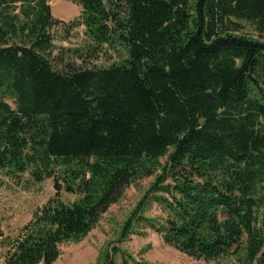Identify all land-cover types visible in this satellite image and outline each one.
Wrapping results in <instances>:
<instances>
[{"label":"trees","instance_id":"trees-1","mask_svg":"<svg viewBox=\"0 0 264 264\" xmlns=\"http://www.w3.org/2000/svg\"><path fill=\"white\" fill-rule=\"evenodd\" d=\"M69 1L67 23L48 0H0V171L79 196L0 236V264H53L148 178L125 233L143 223L194 259L264 264V0ZM117 253L129 264L116 248L98 264Z\"/></svg>","mask_w":264,"mask_h":264},{"label":"rangeland","instance_id":"rangeland-1","mask_svg":"<svg viewBox=\"0 0 264 264\" xmlns=\"http://www.w3.org/2000/svg\"><path fill=\"white\" fill-rule=\"evenodd\" d=\"M48 4L52 17L67 23L80 13V8L69 0H48ZM244 33L254 38L260 37L247 25ZM80 37L79 32L68 41H56L55 45L73 46L80 41ZM8 103L13 106L11 101ZM152 181L153 178L144 179L125 189L121 198L109 206L86 236L59 246V256L53 264H98L104 254H110L113 248L124 252L130 258L129 264H133L132 260L146 264H243L242 251L238 255L217 260L194 259L165 243L159 234L143 223L133 224L130 232L125 233L127 219ZM65 185L57 176L34 183L28 174L14 180L0 171V236H15L32 219L33 212L50 199L57 198L65 204L76 201L79 196L67 193ZM143 216L154 220H160L163 216L160 206L151 197L144 206ZM113 260L115 264H121L120 254L117 253Z\"/></svg>","mask_w":264,"mask_h":264},{"label":"water","instance_id":"water-1","mask_svg":"<svg viewBox=\"0 0 264 264\" xmlns=\"http://www.w3.org/2000/svg\"><path fill=\"white\" fill-rule=\"evenodd\" d=\"M55 190H58V188H57V187H55Z\"/></svg>","mask_w":264,"mask_h":264}]
</instances>
